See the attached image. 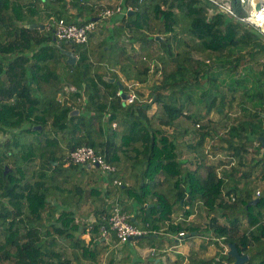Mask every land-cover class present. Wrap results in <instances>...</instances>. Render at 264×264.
<instances>
[{"label":"trees","instance_id":"obj_1","mask_svg":"<svg viewBox=\"0 0 264 264\" xmlns=\"http://www.w3.org/2000/svg\"><path fill=\"white\" fill-rule=\"evenodd\" d=\"M228 1L235 15L209 0H122V14L101 19L77 43L53 42L47 24L59 17L84 23L98 2L0 0V264H123L101 232L115 202L146 230L136 240L198 231L173 219L175 204L188 207L187 216L197 202L207 243L223 237L248 254L242 264H264V186L247 204L255 188L242 190L238 164L218 174L204 150L214 133L239 163L250 144L261 148L264 135V34L241 20L246 0ZM154 44L166 65L150 84V100L124 103L116 94L127 89L121 76L146 82L150 66L142 56ZM61 47L74 52V63ZM65 84L74 90L66 94ZM235 100L241 115L232 118ZM153 102L158 117L148 114ZM74 108L79 113L69 116ZM213 109L225 111L219 121ZM82 145L104 153L116 171L69 160ZM256 163L264 180V157ZM117 175L121 184L113 183ZM233 260L225 252L205 263Z\"/></svg>","mask_w":264,"mask_h":264},{"label":"crops","instance_id":"obj_2","mask_svg":"<svg viewBox=\"0 0 264 264\" xmlns=\"http://www.w3.org/2000/svg\"><path fill=\"white\" fill-rule=\"evenodd\" d=\"M115 1L116 0H96V2H99V5L100 4L112 5V3H115ZM117 68L118 67L114 68L113 70H116ZM122 78L123 77L121 76V79ZM141 84L142 82H138V85ZM232 105L234 106L237 105V100H235V102ZM232 109L233 108H231L230 112L232 111ZM224 110H227V108H225ZM224 113L225 111L222 112L221 110L213 109L210 113V117L214 121H219V119L224 115ZM216 114L221 115V117L219 116L216 117ZM237 115L238 116L241 115L239 110L237 112ZM214 135L215 134L212 133V136ZM186 138H189V134L185 135V139ZM209 139H210L209 141L211 142L214 140V138H209ZM222 145L225 146V143L221 142L220 145H217V147H221ZM260 147H261L260 149L256 150L254 148V145L250 144L247 149H243V152L241 153L243 155V158L240 160L239 163L235 159V158L238 159L236 155L235 157L231 156V158L233 159H231L230 161H224L226 159L217 158L216 161L213 163L216 165V171L218 174H222L224 169L229 170L231 166L237 163L238 173L239 175H241L239 177L240 184H242L243 179H250V180L254 179L253 180V182L255 183L254 197L256 196V190L259 189L261 191L264 185V180H260L256 177V175L260 171V165L257 164L256 162L259 157L264 156V147L263 146ZM204 150L207 154H209L207 148H204ZM229 151L232 150L229 149ZM257 154H259V156H257ZM225 158H227V155H225ZM208 163H212V162L210 161ZM194 166H195L194 164L191 165L192 168ZM201 171L204 172L203 169ZM243 173L247 175V177H244V175H242ZM172 195L173 192L170 191V193H168V196H170L169 198H171ZM126 203L128 202L126 201ZM185 209H188V207L179 206L178 212L173 214L174 217L173 219L175 222L181 219H185L187 221L186 222L187 224L190 222L193 223L196 227H198V231L193 230L194 232H190L191 234L189 235L186 234L184 236L173 237V234L170 232L160 231L159 234H157L158 236L142 237L137 240L134 239L131 242H124V243H120L118 241L113 242V240L110 238L111 236H107V240L110 243H113L112 248H114L117 251L116 253L120 258L121 257L123 258V264H133L134 260L137 259V257H140L142 259L141 264H146L148 257H152V258L155 257L153 264H213V262L205 263V260L211 261L212 258L217 259L220 254L227 252V249H225L226 244L224 243L222 238L212 237V236L210 239L211 242L210 243L206 242L209 237L201 232L204 228L205 218L203 216L204 215L203 211L197 202L192 208V212L187 216L184 214ZM127 212L130 214V216H132L135 213L130 208L129 209L127 208ZM135 223H137L139 226L141 225V222L135 221ZM162 229L165 230L166 225H164ZM188 239L191 240L190 243L186 241ZM104 260L102 261V264H105ZM87 262L90 261H86V263ZM230 263L231 262H226L225 264H230Z\"/></svg>","mask_w":264,"mask_h":264},{"label":"built area","instance_id":"obj_3","mask_svg":"<svg viewBox=\"0 0 264 264\" xmlns=\"http://www.w3.org/2000/svg\"><path fill=\"white\" fill-rule=\"evenodd\" d=\"M215 3L218 8L235 15L233 10L230 7L228 0H209ZM254 0H246L248 6V13L246 16L241 17V20L249 25H253L257 28L262 34H264V0H261V8L255 10L253 8ZM122 0H116L112 5H101L97 8L96 13L94 14L97 19L92 20L91 18L81 24L66 21L64 17H59L54 19L53 22L47 24L48 27L53 28L54 35L58 40L64 41H73L77 43H84L88 40L89 32L94 30L97 26L98 21L100 19H105L116 14L123 13ZM126 9L124 10L125 13ZM143 59L146 56H142ZM124 80L125 85L127 86V91H123L121 89L116 91L117 95L123 96L124 103H130L136 99H139L137 93L133 88V84L131 82H126ZM138 84V82H136ZM75 86L72 84L63 85V91L70 92L74 90ZM58 99L62 100L63 95L61 92L58 93ZM115 126V122H113ZM199 126V123H196ZM68 159L73 161L74 163L84 164L90 163L91 165L97 164L99 168L103 169L106 172L116 171V165L111 163L106 159V156L102 152H96L95 149L88 145H82L72 150L68 154ZM113 183L121 184V180L119 178H114ZM261 191L259 189L256 190V196H259ZM113 231L117 237L118 242L123 243L129 241V237H134L135 235L145 234L146 230L140 227L137 223L130 220V214L127 210H123L119 203L114 204L113 210L111 211L107 225H101V232L103 236H110V232ZM186 234L185 230H181L178 232V235H173L174 237L183 236ZM223 238V237H220ZM225 249L228 250V246L225 245Z\"/></svg>","mask_w":264,"mask_h":264},{"label":"rangeland","instance_id":"obj_4","mask_svg":"<svg viewBox=\"0 0 264 264\" xmlns=\"http://www.w3.org/2000/svg\"><path fill=\"white\" fill-rule=\"evenodd\" d=\"M92 1L96 2V0H92ZM100 5H104V4H100ZM87 15H89V14H87ZM100 21H101V19H100ZM100 21H98V23H100ZM32 23H35V22H32ZM95 30H97V29H95ZM94 37L98 38V37H100V35L98 33H95ZM151 50H152V53H151L152 55L148 56V55L145 54L144 56H146V58L145 59L142 58V60L144 62H145V60L148 59V64L150 66V72H149L148 80L146 82H143L141 85H138L136 83L137 81L135 79H131V80H127L126 81V82L134 83L133 84V88H134L135 92L137 93L138 97L141 100H145V101H149L150 100V98L148 96L149 90H150V84L152 82L156 81V80L159 81V79L161 77V69H163V67L166 65L163 62V60H161L158 57L157 52H159V47L154 44V45L151 46ZM139 63L141 65L142 61L140 60ZM155 69H157V70L155 72H153ZM159 110H160V108H158L157 104L155 102H153L152 106L148 110V114H149V116H152V117H158L159 116ZM237 112H238L237 105H235V106L233 105V109L230 112L231 117L232 118L236 117L237 116ZM218 116L221 117V115L216 114V117H218ZM221 133H224V132L221 131ZM221 133H220V135H221ZM209 138H214V140L211 142V141H209L210 140ZM209 138L206 139L205 144H204V148H207L208 151H209V154H207V157H206V161L207 162L211 161L212 163H214L217 158L226 159L224 161H230L231 159H233V158H231V151L229 152V149L225 148V146H223V145L221 147H217L218 149L216 148L215 150H211V147H212L213 144L214 145H220L221 142L219 141L218 136H216V135H214L212 137H209ZM186 139H189V138H186ZM210 145H211V147H209ZM253 145H254V148H256V146H257L256 143H253ZM218 153H221V154H218ZM225 155H227V158H225ZM257 156H259V154H257ZM262 157H264V156H262ZM235 159H236V161L238 160L237 158H235ZM93 168H97V167H93ZM253 180L254 179H251V180L250 179H243V182L241 184L242 190H244L246 187L253 188L255 186V183L253 182ZM178 207H179L178 204L174 205V212L175 213L178 212ZM84 209H85V207H84ZM186 241L188 243H190L191 240L188 239ZM84 264H93V263L92 262H87V263L84 262Z\"/></svg>","mask_w":264,"mask_h":264},{"label":"water","instance_id":"obj_5","mask_svg":"<svg viewBox=\"0 0 264 264\" xmlns=\"http://www.w3.org/2000/svg\"><path fill=\"white\" fill-rule=\"evenodd\" d=\"M253 8L255 10L260 9L261 8V0H254L253 1ZM91 19L92 20H96L97 17L96 16H92ZM27 26L31 27V28H35L37 26V23H28ZM38 27L44 28V25L43 24H39ZM55 39H56V37H55V35H53L52 36L53 42L55 41ZM57 45H58V43H57ZM60 51L66 55V61L67 62H69L71 64L75 62L76 55L74 54V52L72 50L65 49V48L61 47ZM105 79L106 80H110L112 82L115 81V79L113 77L105 76ZM115 82L118 84L119 87H122V84L120 83L119 80H116ZM78 113H79V109L78 108H74V109H72L69 112V116L71 114H78ZM34 128H41V125L40 124L35 125ZM258 139L260 140L261 145L264 147V135L259 136ZM54 163H56V161H54ZM83 165L86 168H91L92 167V165L90 163H85ZM95 166H97V164H95ZM9 169H10L9 165L5 164L4 165L3 174H5ZM257 200H258V197H254L251 200H249L247 204H254ZM192 232H194V231H192ZM140 236L141 235H135L134 237H129V240L131 241V240L136 239V238H138ZM227 253L234 258V260L230 264H242L248 259V254L239 252L238 249H237V246H236V244L234 242L228 243Z\"/></svg>","mask_w":264,"mask_h":264},{"label":"clouds","instance_id":"obj_6","mask_svg":"<svg viewBox=\"0 0 264 264\" xmlns=\"http://www.w3.org/2000/svg\"><path fill=\"white\" fill-rule=\"evenodd\" d=\"M99 3V2H98ZM101 6V5H100ZM96 11H97V7H96ZM93 16H95V15H93ZM122 81H124L123 80V78L121 79ZM127 90V89H126ZM126 90H123V93H124V91H126ZM122 98H123V96H122ZM140 99V98H139ZM85 164V163H84ZM83 165V164H82ZM92 166H95V164L94 165H92ZM97 167H98V165H97ZM116 178H118V177H116ZM120 179V178H119ZM258 197V196H257ZM186 234H188V232L186 231ZM185 234V235H186ZM173 235H178V233H176V234H173ZM184 236V235H183ZM174 237V236H173ZM177 237V236H176ZM179 237V236H178ZM220 238V237H219ZM223 239V238H222ZM134 240V239H133ZM130 241V240H129ZM132 241V240H131ZM227 246H228V244H226Z\"/></svg>","mask_w":264,"mask_h":264}]
</instances>
